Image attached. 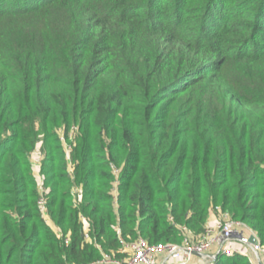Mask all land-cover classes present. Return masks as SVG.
Segmentation results:
<instances>
[{
  "label": "trees",
  "instance_id": "16d2710c",
  "mask_svg": "<svg viewBox=\"0 0 264 264\" xmlns=\"http://www.w3.org/2000/svg\"><path fill=\"white\" fill-rule=\"evenodd\" d=\"M217 207L264 245V0H0V264L194 242Z\"/></svg>",
  "mask_w": 264,
  "mask_h": 264
},
{
  "label": "built area",
  "instance_id": "2783aa9c",
  "mask_svg": "<svg viewBox=\"0 0 264 264\" xmlns=\"http://www.w3.org/2000/svg\"><path fill=\"white\" fill-rule=\"evenodd\" d=\"M37 161L35 157L34 162ZM39 204L45 211L43 196L39 198ZM217 210L219 217L216 222L208 225L194 242L187 237L179 244L149 243L142 237L130 241L121 239L122 250L127 256L116 258L104 253L101 258L87 264H213L220 254L246 255L253 264H264V245L256 232L245 223L231 219L219 207ZM251 235L256 242L249 240ZM231 241H238V246L232 245Z\"/></svg>",
  "mask_w": 264,
  "mask_h": 264
},
{
  "label": "crops",
  "instance_id": "0c3cea01",
  "mask_svg": "<svg viewBox=\"0 0 264 264\" xmlns=\"http://www.w3.org/2000/svg\"><path fill=\"white\" fill-rule=\"evenodd\" d=\"M212 218H213V221L209 222L208 225H212V224H214L216 222V218H217L216 215L215 216H212ZM230 243L232 245H234V246H238V241H231Z\"/></svg>",
  "mask_w": 264,
  "mask_h": 264
},
{
  "label": "water",
  "instance_id": "95a60500",
  "mask_svg": "<svg viewBox=\"0 0 264 264\" xmlns=\"http://www.w3.org/2000/svg\"><path fill=\"white\" fill-rule=\"evenodd\" d=\"M249 240H250L251 242H256V238H255L253 235L250 236Z\"/></svg>",
  "mask_w": 264,
  "mask_h": 264
},
{
  "label": "rangeland",
  "instance_id": "374dc122",
  "mask_svg": "<svg viewBox=\"0 0 264 264\" xmlns=\"http://www.w3.org/2000/svg\"><path fill=\"white\" fill-rule=\"evenodd\" d=\"M213 221V218H212V214H211V217H210V222Z\"/></svg>",
  "mask_w": 264,
  "mask_h": 264
}]
</instances>
